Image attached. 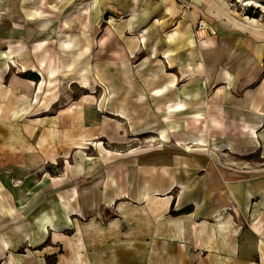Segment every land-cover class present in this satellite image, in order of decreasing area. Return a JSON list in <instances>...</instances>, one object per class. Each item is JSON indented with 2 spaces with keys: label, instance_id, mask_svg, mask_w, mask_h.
Wrapping results in <instances>:
<instances>
[{
  "label": "crops",
  "instance_id": "1",
  "mask_svg": "<svg viewBox=\"0 0 264 264\" xmlns=\"http://www.w3.org/2000/svg\"><path fill=\"white\" fill-rule=\"evenodd\" d=\"M57 2L0 0V30H8L4 35L0 34V40L18 39L23 34V24L28 22L24 10L32 12L33 16L38 10L44 16V19L38 18L39 15L29 19L35 22L29 28L34 58L51 85L46 88L40 85L41 91L49 94L44 98V112H48L51 104L64 101L54 98L52 81L59 68H67L68 64L65 61L59 65L54 63L51 52L56 54L58 51L47 43V33L42 36L45 29L39 28L48 21V16L55 15L56 8L63 7L57 6ZM160 3L163 15L160 19L164 20L158 27L165 29L173 20L187 21L176 0H160ZM77 5L81 14L71 19L72 27H80L75 38L92 39L91 34L98 33L103 16L109 15L106 18L107 40L96 43V48L103 54H122L128 57L125 61L141 50L144 53L145 57L139 63L144 74L142 81L131 82L128 96H123L124 92L119 95L118 90L112 89L113 105L130 107L129 115L125 114L127 118L136 111L133 120L158 119L157 135L169 133L165 122L174 120L168 128L175 126L174 135L195 149L189 155L177 153L161 157L158 154V159L149 161L148 157L156 156L147 153L139 164L146 195H101L117 201L118 218L104 225L96 222L94 227L87 223L80 225L70 235L64 232L67 227L62 232L48 233L44 228L48 225L41 224L44 239L33 244L37 222L24 230L18 225L8 230L5 222L8 174L23 173L26 166L23 164L26 156L18 147L22 143V125L18 123L22 119V96L25 94L15 79L1 80L6 71L5 54L12 55L13 51L0 50V220L4 217V222L0 221V264H264V164L248 169L236 163L227 168L220 165L218 155L224 148H229L239 159L259 153L261 163H264V80H257L264 71L263 36L250 34V41L240 46L226 35V41L221 39L218 47L199 51L191 41L189 30L181 27L180 22L175 34L153 36L149 45L142 48L138 46L140 41L135 34V29H142L139 27L142 22L138 20L141 5L122 4L124 19L116 18L120 11L117 0H80ZM199 7L198 3L192 7L193 20L199 17ZM201 8L207 10L205 6ZM161 44L166 47H160ZM82 46L88 47L89 42ZM161 58L167 60L166 69L160 66ZM151 67L156 69H152L155 74ZM24 75V80L39 83L36 74L25 72ZM175 77L179 82L183 81L179 89L172 87ZM216 82L222 83L218 88L222 89V94L216 92L205 98L204 90ZM147 88L160 105H157V111L150 102L148 106H136L131 101L133 94H143ZM234 90L240 94H232ZM81 109L76 107L62 115L57 128L47 126L41 144H50V134L68 145L67 149L77 144V137L83 135L85 130L82 129L88 126L81 117ZM7 145H14L12 152H8ZM151 169L156 172L152 178ZM174 189H178L176 195L171 194ZM163 192L164 195H158ZM67 209L70 210V201L58 212L66 214ZM44 210L34 214L33 220L42 214L46 216ZM27 241L30 243L28 248L36 249L35 252L48 250L40 255L20 254L18 249Z\"/></svg>",
  "mask_w": 264,
  "mask_h": 264
},
{
  "label": "rangeland",
  "instance_id": "2",
  "mask_svg": "<svg viewBox=\"0 0 264 264\" xmlns=\"http://www.w3.org/2000/svg\"><path fill=\"white\" fill-rule=\"evenodd\" d=\"M57 1V6L63 7L58 8L59 10L56 8L55 15L48 16V21L45 20L39 28L45 29L42 36H46L47 33L49 35L46 37L47 43L52 44L55 51H58L56 54L54 51L51 52L54 63L59 65L65 61L68 67L63 69L60 67L52 81L54 98L56 100L63 98L64 101L51 104L48 112H44L42 109L47 93L43 92V89L41 91L40 85L45 88L51 87V85H48L45 72L41 71L42 68L38 66L39 64L34 58L33 41L30 40L31 32L29 30L30 24L35 23L30 22L29 19H35V15L44 19L43 14L37 10L33 16L32 12L24 10V15H27L24 18L28 22L23 24V34L19 35L18 39L0 40V50L7 53L13 51L12 55L5 54L7 56L6 71L1 80L10 82L15 79L20 83L21 91L25 94L22 96V119L18 123L22 125V143L21 146H17L20 148L21 154L26 156L25 160L23 159L25 162L23 164L26 166L23 173L11 172L8 174L5 222L8 230L15 225L21 226L22 230L30 229L37 222L34 226L36 242L33 244L44 239L41 224L48 225L47 228L44 227L48 233L53 230L62 232L67 227L69 231L65 230L64 232L70 235L74 233V228L77 229L80 225L87 223L94 227L96 222L104 225L112 219L118 218L117 201H110L108 198H102L101 195H146L143 170L139 164L143 162L142 158L148 155L147 153L156 156L155 158L148 157L149 161V159H158V154H161V157L164 154L169 157L177 153L189 155L190 151L195 149L191 144L185 145L178 139L180 137L174 135L175 126L171 129L168 128L169 123H175L174 120L165 122L169 133L164 136L157 135L156 133L159 132L157 129L158 119L133 120L131 118L137 115L136 111L132 117L127 118L125 114L129 115L132 110L130 107L119 106L117 108L115 104L113 105L112 89L118 90L119 95L124 92L123 96H128L127 93L131 92L132 88L131 82L142 81L144 74L139 63L145 57L144 53L141 50L138 54L131 55L129 61H125L128 57L122 54L114 55L113 52L103 54L96 48V43H105L107 40L106 18H109V15L103 16L98 33L91 34L92 39L83 41L79 37L75 38L74 34L80 27H76L77 25L72 27L71 19L81 14L78 11L79 5H77L80 0ZM176 1L182 8L181 14L187 17V21L184 19L173 20L172 24L165 29L158 27V23L160 24L164 20L160 19L163 16L161 15L160 0H117L120 11L116 13V18L124 19L122 4L142 6V11L138 14L139 18L136 17L142 22L139 23V27L142 29H135L136 37L140 41L138 46L142 48L146 47V44L149 45L153 36L158 34L163 36L170 32L175 34L176 27L180 22H182L181 27H186L189 30L191 41L199 51L218 47L224 39L226 41L224 38L226 35H229L230 37L227 38L234 39L231 41H236L240 46L246 41H250V34H259L264 38V0ZM196 3L201 7L205 6L204 9L207 10H202L199 7V17L193 20L191 12ZM5 31L8 32L7 29H1L0 34L4 35ZM139 34H143V36L140 37ZM138 40L137 42H139ZM86 42H89V46H82ZM227 44L226 46L229 47ZM15 47L19 50H13ZM160 47L166 46L161 44ZM160 61V66L166 69L167 60L161 58ZM182 68L184 67L182 66ZM152 69L156 70L154 67H151ZM153 70L152 73L155 74ZM25 72H28L29 75L36 74L39 83L24 80ZM171 77H174V73ZM257 80H264V71L260 73ZM182 84L183 81L179 82L175 77L172 87L179 89ZM221 85L222 83L216 82L207 86L204 90L205 98L216 92L222 94V89H218ZM232 92L235 95L240 94L238 90ZM132 97L131 101L136 106L143 104L148 106V102H150V106L156 111L159 108L157 99L153 97V93L149 89L140 95L133 94ZM76 107L82 108L80 110V113L83 112L81 117L83 116L82 118L85 119L83 120L88 124L87 128L82 129V131L85 130V133L77 137V139L79 138L78 143L67 149L68 145H64L63 141L54 134L52 137L50 134L48 136L50 144L42 145L40 139L46 136L44 132H46L47 126L51 125L57 128L61 116L69 111H74ZM8 120L7 122H10ZM88 132L92 133L87 135ZM94 132L95 134H93ZM63 133L65 134V132ZM59 135L61 137V134ZM7 146L8 152H12L14 145ZM100 146L103 149H100ZM218 152L220 165L227 168L236 165V163H241L248 169L250 166L264 164L261 163L259 153L241 157L243 159L241 160L229 148L227 150L220 149ZM151 171L152 178L156 172H153V169ZM198 173L200 174L202 171ZM147 189H149V185ZM177 192L178 189H174L171 194L176 195ZM160 194L164 195L165 192L158 193V195ZM67 201H70V210L67 209L66 214L58 212L59 208L64 207V203ZM42 210L46 216L42 214L33 220L34 214ZM0 221L4 222L3 216ZM68 225L70 226L68 227ZM19 241L17 240V243H20ZM28 244H30L28 241L23 242L18 252L40 255L48 250L46 248L43 251L35 252L36 249L28 248Z\"/></svg>",
  "mask_w": 264,
  "mask_h": 264
}]
</instances>
